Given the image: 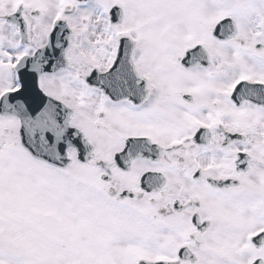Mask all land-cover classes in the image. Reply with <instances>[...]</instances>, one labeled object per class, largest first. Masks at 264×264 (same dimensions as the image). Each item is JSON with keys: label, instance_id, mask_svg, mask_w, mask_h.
<instances>
[{"label": "snow or ice", "instance_id": "snow-or-ice-1", "mask_svg": "<svg viewBox=\"0 0 264 264\" xmlns=\"http://www.w3.org/2000/svg\"><path fill=\"white\" fill-rule=\"evenodd\" d=\"M0 264H264V0H0Z\"/></svg>", "mask_w": 264, "mask_h": 264}]
</instances>
